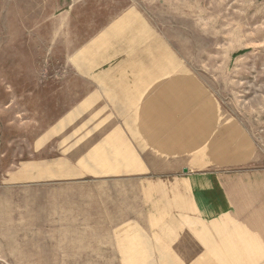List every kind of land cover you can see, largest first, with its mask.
Listing matches in <instances>:
<instances>
[{
	"label": "crops",
	"instance_id": "crops-1",
	"mask_svg": "<svg viewBox=\"0 0 264 264\" xmlns=\"http://www.w3.org/2000/svg\"><path fill=\"white\" fill-rule=\"evenodd\" d=\"M102 31L72 78L29 92L58 105L42 148L67 150L39 174L72 191L45 195H90L91 230L113 233L121 264H264V165L249 132L183 65L146 48L143 17Z\"/></svg>",
	"mask_w": 264,
	"mask_h": 264
},
{
	"label": "rangeland",
	"instance_id": "rangeland-1",
	"mask_svg": "<svg viewBox=\"0 0 264 264\" xmlns=\"http://www.w3.org/2000/svg\"><path fill=\"white\" fill-rule=\"evenodd\" d=\"M124 14L145 19L161 63L183 65L239 118L264 165V0H0V264H121L113 233L91 230L90 195H45L72 191L39 174L67 150L42 148L58 105L29 92L72 78L76 55Z\"/></svg>",
	"mask_w": 264,
	"mask_h": 264
}]
</instances>
